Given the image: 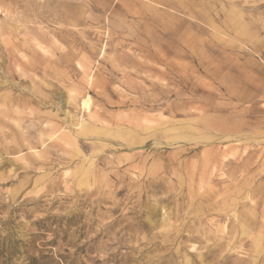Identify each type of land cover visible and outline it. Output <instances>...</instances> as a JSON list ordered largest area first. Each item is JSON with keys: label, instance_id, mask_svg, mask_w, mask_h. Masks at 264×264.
<instances>
[{"label": "rangeland", "instance_id": "374dc122", "mask_svg": "<svg viewBox=\"0 0 264 264\" xmlns=\"http://www.w3.org/2000/svg\"><path fill=\"white\" fill-rule=\"evenodd\" d=\"M0 264H264V0H0Z\"/></svg>", "mask_w": 264, "mask_h": 264}, {"label": "bare ground", "instance_id": "6f19581e", "mask_svg": "<svg viewBox=\"0 0 264 264\" xmlns=\"http://www.w3.org/2000/svg\"><path fill=\"white\" fill-rule=\"evenodd\" d=\"M88 105H89V98H86L82 101V106L85 109H88Z\"/></svg>", "mask_w": 264, "mask_h": 264}]
</instances>
